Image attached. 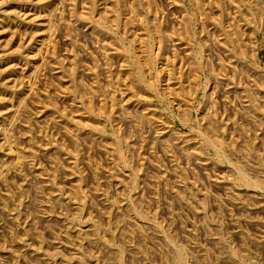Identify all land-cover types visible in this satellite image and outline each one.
Returning a JSON list of instances; mask_svg holds the SVG:
<instances>
[{"label":"rangeland","instance_id":"1","mask_svg":"<svg viewBox=\"0 0 264 264\" xmlns=\"http://www.w3.org/2000/svg\"><path fill=\"white\" fill-rule=\"evenodd\" d=\"M0 264H264V0H0Z\"/></svg>","mask_w":264,"mask_h":264}]
</instances>
